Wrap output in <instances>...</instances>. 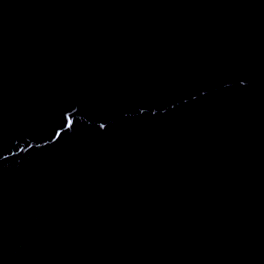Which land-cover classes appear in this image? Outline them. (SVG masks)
Masks as SVG:
<instances>
[{"label": "water", "instance_id": "obj_1", "mask_svg": "<svg viewBox=\"0 0 264 264\" xmlns=\"http://www.w3.org/2000/svg\"><path fill=\"white\" fill-rule=\"evenodd\" d=\"M0 264H264V0H0Z\"/></svg>", "mask_w": 264, "mask_h": 264}]
</instances>
